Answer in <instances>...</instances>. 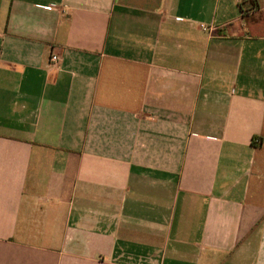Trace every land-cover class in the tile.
Returning <instances> with one entry per match:
<instances>
[{
	"label": "crops",
	"instance_id": "crops-1",
	"mask_svg": "<svg viewBox=\"0 0 264 264\" xmlns=\"http://www.w3.org/2000/svg\"><path fill=\"white\" fill-rule=\"evenodd\" d=\"M0 264H264V0H0Z\"/></svg>",
	"mask_w": 264,
	"mask_h": 264
},
{
	"label": "built area",
	"instance_id": "built-area-1",
	"mask_svg": "<svg viewBox=\"0 0 264 264\" xmlns=\"http://www.w3.org/2000/svg\"><path fill=\"white\" fill-rule=\"evenodd\" d=\"M201 27L203 28V29H207L205 26H203V25H201ZM59 56L58 55H56V54H54V53H52L51 55H50V57H49V62L51 63V65H55V64H57L58 62H59Z\"/></svg>",
	"mask_w": 264,
	"mask_h": 264
}]
</instances>
